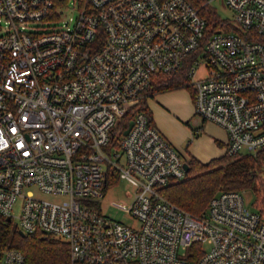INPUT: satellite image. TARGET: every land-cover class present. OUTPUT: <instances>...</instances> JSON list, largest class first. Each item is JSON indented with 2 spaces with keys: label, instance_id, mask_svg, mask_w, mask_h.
<instances>
[{
  "label": "built area",
  "instance_id": "built-area-1",
  "mask_svg": "<svg viewBox=\"0 0 264 264\" xmlns=\"http://www.w3.org/2000/svg\"><path fill=\"white\" fill-rule=\"evenodd\" d=\"M220 2L233 22L209 29L188 0H74L67 18L66 2L0 0V215L64 241L70 264H264V213L244 191L199 215L163 195L186 158L144 110L111 143L151 83L187 63L194 113L225 131V153L264 148V0ZM115 175L138 226L99 210ZM0 264L27 262L0 245Z\"/></svg>",
  "mask_w": 264,
  "mask_h": 264
},
{
  "label": "trees",
  "instance_id": "trees-1",
  "mask_svg": "<svg viewBox=\"0 0 264 264\" xmlns=\"http://www.w3.org/2000/svg\"><path fill=\"white\" fill-rule=\"evenodd\" d=\"M53 6L63 5L67 0H52ZM204 16L209 29L221 26V19L205 0H188ZM231 28V26H228ZM187 63L179 70L167 75H159L147 88L145 95H154L181 87L191 86L187 77ZM146 97L131 107L111 131V143L118 145L119 139L133 118L136 110L142 109L152 121ZM189 165L183 179L171 182L161 188V192L170 201L194 215L206 211L209 199L221 191L251 189L255 194L260 190L264 196V186L259 189L257 183L264 166V148L256 153L224 154L201 162L193 156L186 159ZM263 184V181L260 182ZM255 203V202H254ZM256 204V203H255ZM258 211L264 213L259 206ZM19 228L11 220L0 215V245H7L23 252L27 264H70L68 246L64 241L52 238L40 231L18 233Z\"/></svg>",
  "mask_w": 264,
  "mask_h": 264
},
{
  "label": "crops",
  "instance_id": "crops-1",
  "mask_svg": "<svg viewBox=\"0 0 264 264\" xmlns=\"http://www.w3.org/2000/svg\"><path fill=\"white\" fill-rule=\"evenodd\" d=\"M176 90L146 96L153 124L186 159L193 156L201 162H207L224 155V150L218 154H208L199 148L198 142L205 137L209 138L203 134L199 135L203 127L213 128V133L210 134L221 149L225 146V131L217 124L204 120L194 113L192 94L183 100H173Z\"/></svg>",
  "mask_w": 264,
  "mask_h": 264
},
{
  "label": "rangeland",
  "instance_id": "rangeland-1",
  "mask_svg": "<svg viewBox=\"0 0 264 264\" xmlns=\"http://www.w3.org/2000/svg\"><path fill=\"white\" fill-rule=\"evenodd\" d=\"M74 0H67L66 6L62 10L61 18H67L71 15H74L76 13V10L73 7ZM209 6L216 10V13L222 17L227 18L229 21L233 22V12L223 4H221L220 0H214L212 3L209 4ZM197 75L204 74V68L202 66H198L197 69ZM176 90V89H175ZM176 95L173 100L179 101L183 100L185 98H189V95H191V91L189 88L181 87L177 88ZM152 98V97H151ZM150 98V99H151ZM151 100H149L150 102ZM212 131V132H208ZM213 133V128L210 127H203L200 132V134H203L204 136H209V138H203V140H200L198 142L199 148L205 153L208 154H218L219 152L225 151L224 149H221V146L217 145L214 142V137L211 136ZM243 154L246 152L243 151ZM225 154V153H224ZM260 178L261 181H263V184H260V180L257 183V186L259 189H261L264 186V166L260 172ZM29 189L32 190L35 196H38L40 198L45 199H62V197H53L49 194L43 193L40 190H38L36 187H30ZM244 191L243 195L245 198V202L253 209L258 208L259 206L264 210V196L260 190H258V194H255L253 190L251 189H245L240 190ZM103 196L99 198L98 200V207L99 210L106 214L107 216L117 219L119 221L125 222L132 226H138V222L127 212L122 210L120 206L125 205L128 206L130 204L132 193H133V186L124 178H120L118 176H114L112 180H110L107 183V186L103 190ZM256 204H255V203ZM20 204H21V198H17L16 202L14 203L12 213L14 215H17L20 210ZM14 226H17L15 224V221H12ZM206 245H204V248Z\"/></svg>",
  "mask_w": 264,
  "mask_h": 264
},
{
  "label": "water",
  "instance_id": "water-1",
  "mask_svg": "<svg viewBox=\"0 0 264 264\" xmlns=\"http://www.w3.org/2000/svg\"><path fill=\"white\" fill-rule=\"evenodd\" d=\"M131 125H132V121L130 120L129 123H128L127 128L123 131V134H126L128 132V130H129ZM183 166H184L185 171H188L189 165H188V163L186 161L183 163ZM6 220L9 221L10 219L6 218ZM18 233L21 234V235L25 234L22 230H18Z\"/></svg>",
  "mask_w": 264,
  "mask_h": 264
}]
</instances>
